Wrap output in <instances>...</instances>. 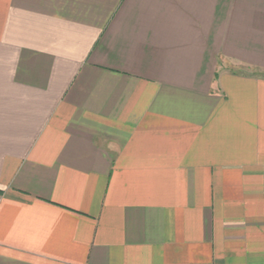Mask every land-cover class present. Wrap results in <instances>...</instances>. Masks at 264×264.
<instances>
[{
    "label": "crops",
    "instance_id": "crops-1",
    "mask_svg": "<svg viewBox=\"0 0 264 264\" xmlns=\"http://www.w3.org/2000/svg\"><path fill=\"white\" fill-rule=\"evenodd\" d=\"M0 264H264V0H0Z\"/></svg>",
    "mask_w": 264,
    "mask_h": 264
}]
</instances>
